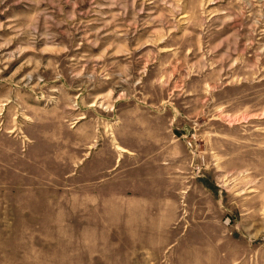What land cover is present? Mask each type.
<instances>
[{"label":"rangeland","instance_id":"rangeland-1","mask_svg":"<svg viewBox=\"0 0 264 264\" xmlns=\"http://www.w3.org/2000/svg\"><path fill=\"white\" fill-rule=\"evenodd\" d=\"M0 264H264V0H0Z\"/></svg>","mask_w":264,"mask_h":264}]
</instances>
